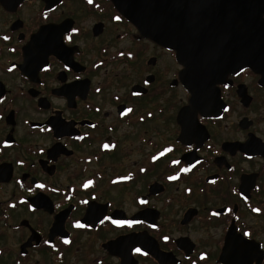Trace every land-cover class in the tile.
Segmentation results:
<instances>
[{
	"label": "flooded vegetation",
	"instance_id": "1",
	"mask_svg": "<svg viewBox=\"0 0 264 264\" xmlns=\"http://www.w3.org/2000/svg\"><path fill=\"white\" fill-rule=\"evenodd\" d=\"M141 1L0 0V264H264V75Z\"/></svg>",
	"mask_w": 264,
	"mask_h": 264
},
{
	"label": "water",
	"instance_id": "2",
	"mask_svg": "<svg viewBox=\"0 0 264 264\" xmlns=\"http://www.w3.org/2000/svg\"><path fill=\"white\" fill-rule=\"evenodd\" d=\"M156 2L157 11L169 15L168 37L184 63L226 60L233 71L264 75V0ZM149 3L141 1L140 11L148 12ZM144 30L149 36V27Z\"/></svg>",
	"mask_w": 264,
	"mask_h": 264
},
{
	"label": "snow or ice",
	"instance_id": "3",
	"mask_svg": "<svg viewBox=\"0 0 264 264\" xmlns=\"http://www.w3.org/2000/svg\"><path fill=\"white\" fill-rule=\"evenodd\" d=\"M88 2H89V3H92V0H88ZM115 19L119 20L120 17H116ZM73 31L75 32V31H77V30H76V29H73ZM5 39H7V37H5ZM237 74H239V73H237ZM129 111H131V110L129 109ZM225 111H227V109H225ZM104 147L107 148L108 145H104ZM165 151H170V149H165ZM161 155H162V154H161ZM153 159H155V157H154ZM173 163L175 164V163H178V162H177V161H173ZM181 171H183V172H187V171H189V169L184 168V169H181ZM176 178H177L176 176H170V177H169L170 180H175ZM91 183H92L91 181H87V182L84 184V187L87 188ZM39 187H43V185H40ZM140 203L145 204V203H147V201H145V200H141ZM253 211H259V209H253ZM213 215H215V213H213ZM105 219H108V218L105 217ZM103 222H104V221L102 220L101 223H103ZM112 222H113L114 224H117V225H125V224H127L128 226H132L133 224L138 223V221H135V220H120V221H115V220H114V221H112ZM76 226H77V227H80L81 225L77 224ZM243 235H244V236H249L250 233L245 232ZM165 239H167V237H165ZM64 242H65V243H68L67 240H65ZM136 251L139 252L140 249H136ZM201 259H205V256H204V255H201Z\"/></svg>",
	"mask_w": 264,
	"mask_h": 264
}]
</instances>
